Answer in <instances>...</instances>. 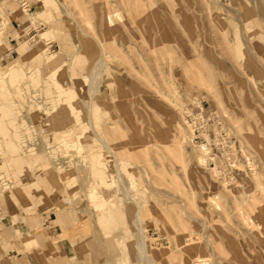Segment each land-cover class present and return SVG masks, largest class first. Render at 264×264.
<instances>
[{
    "label": "rangeland",
    "instance_id": "1",
    "mask_svg": "<svg viewBox=\"0 0 264 264\" xmlns=\"http://www.w3.org/2000/svg\"><path fill=\"white\" fill-rule=\"evenodd\" d=\"M166 1L0 0V264H264L250 145L264 151V71L244 68L252 40L264 49V0ZM188 111L216 125L210 139L227 133L253 174L227 184L199 161ZM189 231L192 252L179 249Z\"/></svg>",
    "mask_w": 264,
    "mask_h": 264
},
{
    "label": "bare ground",
    "instance_id": "2",
    "mask_svg": "<svg viewBox=\"0 0 264 264\" xmlns=\"http://www.w3.org/2000/svg\"><path fill=\"white\" fill-rule=\"evenodd\" d=\"M156 1V0H155ZM158 1H161L162 3H164L165 4V6H167V8L168 9H170V6H169V4H168V2L166 1V0H158ZM160 2V3H161ZM167 9V10H168ZM134 10V11H133ZM132 11H133V13L135 12V11H137V8H134ZM208 10V9H207ZM125 12V11H124ZM115 15V14H114ZM127 16V15H126ZM138 16L139 15H137V18H136V21H133L132 23H135V25L136 26H133V27H136V29H140V28H142V21L141 20H139L138 19ZM114 18H116V17H114ZM103 19H105L106 20V18H103ZM211 19V18H210ZM209 19V20H210ZM118 20V19H117ZM216 20V19H215ZM172 21V20H171ZM177 22V21H176ZM105 23H106V21H105ZM128 23H130V22H128ZM131 24V23H130ZM178 24V23H177ZM106 25H107V23H106ZM131 26V27H132ZM140 27V28H139ZM124 28V27H123ZM143 29V28H142ZM242 32V31H241ZM128 34V33H127ZM142 34V33H141ZM129 35V34H128ZM113 36V35H112ZM130 36V35H129ZM142 37V36H141ZM140 38V37H139ZM244 39V38H243ZM241 40H242V38H241ZM145 42H147L146 40H144ZM245 43V42H244ZM251 43H252V47H253V49H255V52H256V54L252 51V50H249L248 48H247V50H248V52H249V55H250V57H251V59L249 60H247L246 61V65H245V69H246V71H247V73H248V70H249V68H250V66H252L253 65V61L255 60V63L257 64V66L258 67H260L263 71H264V49H263V47H261V45L259 44V42L258 41H251ZM142 44V43H141ZM102 45H104V44H102ZM144 45V44H143ZM142 46V45H141ZM116 51V50H115ZM108 52H110V51H108ZM113 52H110L109 54H112ZM115 53V52H114ZM101 55V54H100ZM168 55V54H167ZM105 56H107L106 54H105ZM113 57H114V54H113ZM168 57V56H167ZM170 57V56H169ZM103 58V55H101L100 56V59H102ZM100 59H98V61H100ZM50 60V59H49ZM97 62V61H96ZM120 63V62H119ZM120 65H122V63H120ZM104 66V65H103ZM123 66V65H122ZM63 67V66H62ZM94 67H95V65H94ZM96 68H98L97 67V65H96ZM123 69H124V67H123ZM93 70V69H92ZM254 70H256V69H254ZM95 71V74L97 73L96 71H97V69H95L94 70ZM94 71L93 72H91V73H94ZM250 71H252V70H250ZM253 72V71H252ZM100 73V72H99ZM242 75V74H241ZM99 76V75H98ZM96 77V76H91V80H90V83L88 84V90H89V93H90V98L91 99H93L94 101H96V102H101V101H103V98H99L98 96H99V94H94V92H95V89H96V82H100V80L98 79L99 77ZM112 76H114V75H112ZM243 76V75H242ZM246 76V75H245ZM94 79H93V78ZM244 77V76H243ZM90 78V77H89ZM98 79V81H97V79ZM112 78V77H111ZM110 79V78H109ZM245 79H248V78H245ZM105 80V79H104ZM94 81H96V82H94ZM115 81H119L118 79H115V78H113V79H111V83L112 82H115ZM98 82V83H99ZM105 82V81H104ZM97 83V84H98ZM256 85V84H255ZM98 86V85H97ZM249 86H250V84H249ZM257 86V85H256ZM119 88V87H118ZM118 88H117V90H118ZM249 88V87H248ZM66 89V88H65ZM120 90V89H119ZM96 91H97V89H96ZM99 91V90H98ZM56 92V91H55ZM262 93H264V90H262L261 91ZM60 93H66V90H61L60 89ZM54 95H56V94H54ZM57 96V95H56ZM250 96V95H249ZM65 97V96H64ZM66 98H67V96H66ZM90 99V100H91ZM249 100V99H248ZM52 101H54V104L55 105H53V106H57L56 105V103L57 102H55V100H52ZM58 101H60V102H66L65 103V106H62V107H68V110L70 109V112H71V110H73L74 108H75V105H74V102L72 101V100H69L68 98L67 99H63V98H61V99H58ZM117 101V100H116ZM264 101V100H263ZM169 106L167 107V109L165 110V113H166V119H167V122H168V124H171L172 125V123L171 122H174V121H176V114H177V109H179L180 110V101L175 97V95L173 94V95H171V97H169V103H167ZM69 112V113H70ZM53 114H56L55 112L53 113ZM187 114H191V115H194L196 118H197V116L195 115V114H193V113H191V112H189L188 111V113ZM52 118V117H51ZM53 121V120H52ZM58 122V121H57ZM54 123H55V120H54ZM175 124V123H174ZM54 125V124H53ZM52 125V126H53ZM170 125V126H171ZM135 127V126H134ZM188 127V126H187ZM240 127V126H239ZM172 128H173V126H172ZM178 128V127H177ZM136 129V128H135ZM174 130V129H173ZM179 130V129H178ZM172 131V130H171ZM173 133V132H172ZM185 133V132H184ZM184 133L183 132H179V139H184ZM240 135V134H239ZM174 136L176 137V135L174 134ZM139 137V136H138ZM100 141H102L103 142V144L105 145V147H106V149H108V151H109V153H111V155L114 157V164H115V167H116V170H117V172L119 171V168H118V160H117V158H116V153H115V151H114V147H113V145L112 144H110V143H107V142H105V141H103V140H100ZM159 141V140H158ZM161 141V140H160ZM138 142V141H137ZM141 142H142V140H141ZM244 142V141H243ZM248 142H250L249 140H248ZM161 143V142H160ZM163 144H165L164 142H162ZM255 140L252 138V142H250V145L252 146V147H254L255 149H254V153H256V155H257V157H258V159H260L261 161L260 162H262V167H263V169H264V151L262 150V149H260V148H257L256 146H255ZM142 144V143H141ZM103 145V146H104ZM135 145V144H134ZM258 145H260V144H258ZM116 146V145H115ZM137 146V145H136ZM140 146V145H139ZM198 147H200V146H198ZM246 147V146H245ZM138 150V149H143V148H141V147H138L137 146V148H135V150ZM149 149V148H148ZM200 149H201V152L203 151L204 152V154H205V159H204V157H200L199 156V161H208V157H209V149L208 148H201L200 147ZM134 150V149H133ZM132 150V151H133ZM131 151V149H130V147H126L122 152H124L125 154L127 153H129ZM203 154V155H204ZM202 155V156H203ZM253 174V173H252ZM118 175H119V173H118ZM120 178V177H119ZM103 180V179H102ZM118 181H119V179H118ZM121 183V182H120ZM255 184V183H254ZM261 187V185L260 184H255V187H254V189H253V192L255 193V192H257V190L259 189ZM126 188V187H125ZM127 189V188H126ZM239 193H243L244 194V192L243 191H239ZM253 193V194H254ZM129 196V195H128ZM127 196V197H128ZM251 197V196H250ZM253 198V197H252ZM128 199H129V197H128ZM131 200V199H130ZM132 201V200H131ZM252 202V201H251ZM256 203H258V202H256ZM136 206H138V204H136ZM256 206H258V205H256ZM122 207V206H121ZM136 208V207H135ZM138 208L139 209H137L135 212L136 213H133V216L136 218V219H138L139 220V217L142 215L141 213V207L140 206H138ZM123 209V208H122ZM130 210V209H129ZM253 210H254V208H253ZM121 211V210H120ZM249 212V211H248ZM127 213V212H126ZM244 215H245V213H244ZM244 215H242L241 214V218H242V221H243V223H244V225H247V226H250V227H256V223L253 221V219H252V217L250 216H244ZM129 217V216H128ZM130 218V217H129ZM132 218V217H131ZM136 221V220H135ZM137 222V221H136ZM138 224V223H137ZM124 225H125V229H126V231L128 230V228H129V224L128 223H124ZM138 226H140V225H138ZM121 227V226H120ZM258 227V226H257ZM139 228V227H138ZM135 229V228H134ZM131 230V229H130ZM135 230H137V228L135 229ZM139 231H140V242H139V244H138V247H139V251H142V249L144 248L143 247V243H144V239H145V237H144V234L142 233V231H143V228H142V226H140V228H139ZM124 232H125V230H124ZM131 232V231H130ZM190 232V231H189ZM192 232V231H191ZM190 232V233H191ZM129 233V232H128ZM127 233V234H128ZM139 233V232H138ZM260 236V235H259ZM198 235L197 234H185V236H184V239H182L180 242H179V246H180V248L179 249H183V250H187V251H191L192 252V248H196L195 246L198 244ZM132 242H133V240H132ZM132 245V244H131ZM200 245V244H199ZM201 247V246H200ZM203 248V247H202ZM132 249V248H131ZM146 249V248H145ZM144 249V250H145ZM133 250V249H132ZM194 250V249H193ZM200 249L198 248L197 249V252L199 251ZM135 251V250H134ZM148 251V250H147ZM146 253V252H145ZM196 253V252H195ZM199 254H197L198 256L201 254V252H198ZM142 254H144V253H142ZM141 255V254H140ZM196 255V254H195ZM202 255V254H201ZM200 255V256H201ZM195 257L196 258V260H201L199 257ZM139 258V257H138ZM143 259V258H142ZM147 260V259H146ZM186 263L187 264V260H183V263ZM190 262V261H189ZM84 263V262H83ZM182 263V264H183ZM184 263V264H185ZM199 263V262H198ZM116 264H120V263H116ZM142 264V263H141ZM210 264H215V262L212 260L211 261V263Z\"/></svg>",
    "mask_w": 264,
    "mask_h": 264
},
{
    "label": "built area",
    "instance_id": "3",
    "mask_svg": "<svg viewBox=\"0 0 264 264\" xmlns=\"http://www.w3.org/2000/svg\"><path fill=\"white\" fill-rule=\"evenodd\" d=\"M201 115L203 117L196 118L194 115L189 114L187 120L192 126V138L197 146L209 149V159L206 164L211 168H216L215 175L221 182L227 184L239 183L243 174H250L254 170L251 157L245 155L241 148H236L234 143L230 144L226 140L227 133L223 131H217V136L210 139L208 131H210V126L213 125L210 124L207 115ZM215 127L216 125L213 126V129L217 130Z\"/></svg>",
    "mask_w": 264,
    "mask_h": 264
},
{
    "label": "crops",
    "instance_id": "4",
    "mask_svg": "<svg viewBox=\"0 0 264 264\" xmlns=\"http://www.w3.org/2000/svg\"><path fill=\"white\" fill-rule=\"evenodd\" d=\"M42 14H43L44 16H46V12H42Z\"/></svg>",
    "mask_w": 264,
    "mask_h": 264
}]
</instances>
